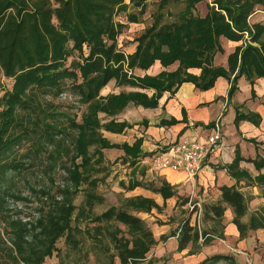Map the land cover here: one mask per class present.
<instances>
[{
  "label": "trees",
  "instance_id": "obj_1",
  "mask_svg": "<svg viewBox=\"0 0 264 264\" xmlns=\"http://www.w3.org/2000/svg\"><path fill=\"white\" fill-rule=\"evenodd\" d=\"M149 1L128 0L125 4L124 0H0V75L13 81L11 90L0 97V244L6 248L0 249L5 253H1L0 264H7V259L11 264H42L52 256L57 241L69 233L76 210L73 202L81 186L97 185L92 177L99 173L96 165L103 163L102 150H121L124 163L136 164L141 156V140L132 146L109 143L101 130L121 133L126 124L114 120L102 123L99 114L113 118L130 103L156 108L163 93L173 95L183 83L206 91L219 77L231 81L235 72L232 85L242 76L250 85L255 79L264 78V25L248 23L256 7L264 8V0H214L206 5L203 16L196 11L201 0H159L149 12L151 23L134 40L135 51L125 54L118 47V38L126 25L115 18L130 9L127 23L140 24ZM244 36L248 41L228 56L227 68L215 67V55L223 53L220 39L240 42ZM156 61L164 69L174 64L177 68L155 77L133 75L136 69L147 71ZM190 69L200 70V75L189 74ZM111 81L117 87L154 93L151 97L140 92L101 96L100 91ZM70 87L79 102L86 105L87 113L80 123L69 121L68 129H61L54 123L57 116L44 115V98L57 97ZM244 118L236 116V120ZM71 130L74 135L69 133ZM30 141L31 147L25 153L28 157L40 158L51 149L53 169L58 161L67 159L63 171L68 184L53 196L45 187L37 192L31 189L32 193L24 196L6 184L8 173L19 171V148ZM253 162L256 169L264 167L261 161ZM261 180L259 176L255 179L257 183ZM139 184H129L127 189ZM165 187L163 184L155 191L164 199L172 197L173 193ZM9 200L21 207L35 203L36 218L23 221L18 218L19 212L11 217L6 206ZM127 203L136 211L151 208V202L141 198ZM93 205L91 193H87V214L92 213ZM223 205L231 209L240 238H245L250 230L264 228V208L252 214L247 224L242 222L248 203L235 188H221L219 203L210 208L216 218L223 217ZM112 218L126 226L131 236L129 240L112 237L121 249V263L144 259L154 245L146 224L113 209L95 221ZM197 240V231L185 220L179 231L178 249Z\"/></svg>",
  "mask_w": 264,
  "mask_h": 264
},
{
  "label": "crops",
  "instance_id": "obj_2",
  "mask_svg": "<svg viewBox=\"0 0 264 264\" xmlns=\"http://www.w3.org/2000/svg\"><path fill=\"white\" fill-rule=\"evenodd\" d=\"M248 23L264 25V8L256 7ZM247 41V36L240 42L221 38L223 53L215 55L213 65L226 69L228 56ZM121 42L122 39L118 40V47L125 54L135 51L136 44L124 47ZM176 68L177 64H174L164 69L156 61L147 71L136 69L133 75L155 77ZM188 73L198 77L200 70L190 69ZM231 81L219 77L206 91L197 89L192 83H183L173 95L163 93L156 108L130 103L113 118L99 115L102 123L114 120L126 124L121 133L101 130L102 137L109 143L132 146L136 140H141V156L134 166L122 161L124 154L121 150L106 149L111 152V158L117 157L124 166H130L123 170L126 177L118 182L125 192L126 204L137 198L151 202L148 211H136L129 205L131 215L141 219L150 230L154 245L144 259L128 261L127 264H260L255 247L257 244L264 246V228L250 230L245 238H240L229 207L223 205L225 211L220 219L210 210L219 203L224 187L235 188L247 199L248 212L242 219L244 224L252 214L264 208V167L256 169L253 164L255 160L264 163V78L255 79L253 85L244 76L233 85ZM108 85L104 90L106 94L100 93L101 96L140 92L151 97L154 93L153 90L117 87L113 81ZM237 115L246 119L236 120ZM217 129L221 142L203 162L194 181L188 180L183 173L158 170L150 164V158L156 152L183 142H204ZM258 176L262 177L259 183L255 181ZM133 183L140 184L132 190L127 189ZM163 184L173 193L172 197L164 199L155 191ZM197 201L202 204L199 230L194 214L188 210V203ZM185 220L197 231L198 240L179 250L178 236ZM115 263L122 264L119 258Z\"/></svg>",
  "mask_w": 264,
  "mask_h": 264
},
{
  "label": "rangeland",
  "instance_id": "obj_3",
  "mask_svg": "<svg viewBox=\"0 0 264 264\" xmlns=\"http://www.w3.org/2000/svg\"><path fill=\"white\" fill-rule=\"evenodd\" d=\"M158 1L151 0L148 2L147 14L140 18V24L129 25L127 23V14L131 11L130 9L126 13L120 12L116 16V22L126 25V28L123 29L120 35L121 37L118 38L119 42L122 39L121 44L124 47H128V44L131 43L135 45L134 40L151 23L149 21V12L153 11L152 5L157 4ZM213 1L201 0V3L196 7L197 13L203 16L206 13V5ZM124 2L128 4V0H124ZM12 84L13 81L11 79H6L0 75V97L5 91L11 90ZM108 88L112 90V86L108 85ZM104 90H106V87L100 91L103 96L106 94L104 92H107ZM44 99L46 101L43 108L44 115L52 114V116H57V120L54 123L61 129H68L69 121L80 123L82 116L87 113L86 105L79 102L71 87L69 89L66 88L57 97L47 96ZM73 131L71 130L69 133L74 135ZM68 140L70 141V139ZM24 143L25 145L19 148L20 157H16V159L19 158L17 161L20 166L19 171L8 173V181L6 182L8 188L22 193L24 196L32 193L31 189H35L36 191L34 192H37L41 187L51 190L52 196L57 194L59 188L68 184L63 171V164L66 166L67 159L64 158L62 161H58L53 169V161L50 158L52 154L51 149H48V153L44 151V155L40 156V158L34 159L33 156L28 157L25 154L28 146L31 147V141ZM93 149L94 146L90 147L89 152L92 153ZM102 153L104 155L103 163L96 165L99 173L92 177L96 179L97 185L95 187L92 185L88 186V184L81 186V191L73 202L76 210L71 219L69 233L57 241L55 245L56 251L53 252L51 257L45 258L42 264H116L115 259L119 258L118 254L121 249L112 237L131 239V236L127 232V227L115 218L95 221L96 217L109 209H113L116 212L132 213L124 198L125 192H123L124 190L118 184L121 178L126 177V173L123 170L130 166H124V163L119 158L116 159L117 157L111 158V152L106 151V149L102 150ZM87 193H91L92 204H94L91 214H87L85 208ZM100 198L102 202H100ZM59 201L61 202V199ZM6 206L9 210L8 214L13 218L18 214L17 212H19L18 218L23 221H31L37 216L34 209L35 203H26L21 207L18 202L9 200ZM2 226L0 221V230L3 228ZM1 248L6 249L4 245L0 244ZM255 248L260 264H264V250H262L264 246L257 244ZM1 253L3 252L0 251V257ZM3 254L5 255V253ZM5 261L7 264H11L8 259Z\"/></svg>",
  "mask_w": 264,
  "mask_h": 264
},
{
  "label": "built area",
  "instance_id": "obj_4",
  "mask_svg": "<svg viewBox=\"0 0 264 264\" xmlns=\"http://www.w3.org/2000/svg\"><path fill=\"white\" fill-rule=\"evenodd\" d=\"M220 142L221 134L219 129H217L204 142H183L174 144L166 150L156 152L150 158V164L158 170L183 173L188 180L194 181L201 170L203 162L218 148ZM188 210L194 214L199 230L202 204L198 201L189 202Z\"/></svg>",
  "mask_w": 264,
  "mask_h": 264
}]
</instances>
